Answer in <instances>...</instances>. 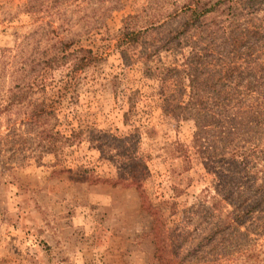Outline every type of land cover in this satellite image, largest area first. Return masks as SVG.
I'll list each match as a JSON object with an SVG mask.
<instances>
[{
  "label": "rangeland",
  "instance_id": "374dc122",
  "mask_svg": "<svg viewBox=\"0 0 264 264\" xmlns=\"http://www.w3.org/2000/svg\"><path fill=\"white\" fill-rule=\"evenodd\" d=\"M186 1L0 0V264H153L159 227L179 264H264V105H233L247 164L225 167L219 139L210 168L192 140L213 120L160 80L193 55L205 93L229 68L216 89L260 100L264 0L219 3L165 51ZM125 21L146 31L122 46ZM61 40L97 60L47 65Z\"/></svg>",
  "mask_w": 264,
  "mask_h": 264
},
{
  "label": "trees",
  "instance_id": "16d2710c",
  "mask_svg": "<svg viewBox=\"0 0 264 264\" xmlns=\"http://www.w3.org/2000/svg\"><path fill=\"white\" fill-rule=\"evenodd\" d=\"M222 2L224 3L226 0H188L184 2L179 9L181 11L179 14H183L180 25L164 36L161 47L164 48L165 51L179 49L186 36L201 25L202 20H205L204 18L207 17L206 15L213 13L216 10V5ZM146 9L147 8L144 10ZM174 12L172 13V16H174ZM175 15L178 14L175 13ZM131 19H134V16L128 17V21ZM128 21H125L118 36V40L122 46L131 45L137 42L141 39L142 33L146 31H132L129 27L130 24H128ZM182 37H184V39ZM71 46L72 43L70 41L61 40L56 46V49H53L46 64L60 66L70 60L69 66L71 71L74 72L83 69L97 60L96 56L90 49L80 47L69 51ZM191 59H193V55L187 59L185 58L179 66L162 68L160 77L161 81L170 79L175 83L182 82L183 84L180 94L184 99L174 104L176 105L174 106V110H178L181 116L187 113L188 110H192L196 112L198 118L208 117L213 120V123L207 125L203 122H197L193 133V145L200 157H203L202 159L205 161V163L203 161L204 165L207 164L210 168H216L219 166L217 165V161L214 160L216 155L214 153L218 150L216 143L219 142V139L222 143V146L219 147V153H221L226 159L223 163L225 167H234L235 163L239 167L246 165L247 161H244V158L242 157L243 153L239 152L235 146L238 145L239 140L243 141L241 138L244 130L243 127L247 125L246 123L244 124L239 121L240 117H238L237 109H235L233 105H264V96L261 95L260 100H254L252 98L256 94L258 96L260 94L256 93V91H251L250 89L242 92L234 91L235 88H230L231 91L224 89L223 91H220L219 89H216V87L228 83L226 75L227 72H229V68L221 69V73L214 76L216 79L211 85H209L208 92L205 93L203 89L199 88L200 85H198L196 80L197 76L193 74L197 69L191 62ZM212 71L216 72L214 67ZM199 83L202 85V81ZM259 85H261V83H259L258 86ZM258 90L260 91V89ZM251 99L252 101H250ZM166 103L168 102L166 101ZM260 111L261 110H259V112ZM210 128H213L215 133V140L212 141L211 144H209V138L212 137V135H210L212 129ZM233 138H237V144H235V142L233 143ZM213 143L215 145H212ZM142 169L145 171V166L142 165ZM226 170L228 169L226 168ZM146 207L148 208V202L145 203V208ZM148 210L149 209H147V211ZM153 216V226H155L157 217L154 213ZM151 232L155 246L153 264H179V252L174 249L175 245L169 247V241L167 236H165V231L162 227L157 229L153 228Z\"/></svg>",
  "mask_w": 264,
  "mask_h": 264
}]
</instances>
